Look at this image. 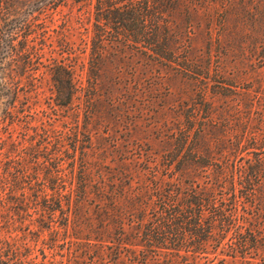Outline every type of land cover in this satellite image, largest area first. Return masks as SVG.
I'll use <instances>...</instances> for the list:
<instances>
[{"label":"trees","instance_id":"trees-1","mask_svg":"<svg viewBox=\"0 0 264 264\" xmlns=\"http://www.w3.org/2000/svg\"><path fill=\"white\" fill-rule=\"evenodd\" d=\"M168 2L0 0V264H264V133L235 140L199 180L185 175L203 128L192 115L147 181L107 184L87 165L83 56L119 41L160 55ZM74 5L87 14L61 15Z\"/></svg>","mask_w":264,"mask_h":264},{"label":"rangeland","instance_id":"rangeland-1","mask_svg":"<svg viewBox=\"0 0 264 264\" xmlns=\"http://www.w3.org/2000/svg\"><path fill=\"white\" fill-rule=\"evenodd\" d=\"M87 9L74 5L60 13L86 15ZM164 10L160 55L119 41L105 44L97 60L83 56V82L94 81L87 165L100 182L149 180L145 169L172 146L170 133L187 116L203 125L189 143L198 157L185 165L186 177L195 180L219 152L233 151L235 140L264 133V0H169ZM83 41H75L77 50ZM68 113L57 107L56 118ZM94 207L88 199L81 213Z\"/></svg>","mask_w":264,"mask_h":264}]
</instances>
